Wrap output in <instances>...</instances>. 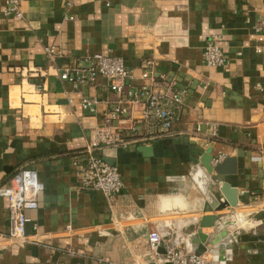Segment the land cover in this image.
<instances>
[{"label": "crops", "instance_id": "crops-1", "mask_svg": "<svg viewBox=\"0 0 264 264\" xmlns=\"http://www.w3.org/2000/svg\"><path fill=\"white\" fill-rule=\"evenodd\" d=\"M6 6L0 0V185L28 166L44 188L26 211L24 242L9 238L0 196V264H166L148 249L150 229L189 252L206 234L201 254L211 264H264V27L255 32L264 0H20L22 18ZM214 37L224 67L201 61ZM47 47L62 55L49 59ZM95 53L122 58L136 84L141 61L154 59L189 91L173 135L95 153L120 172L123 187L111 198L81 189L74 162L116 95L103 78L79 87L59 78ZM83 96L97 99L95 113L82 108ZM207 152L224 156L208 194L226 202L219 186L228 183L235 207L215 210L205 197L202 211L188 210L191 176ZM177 196L184 209L165 210ZM209 215L214 225L201 228Z\"/></svg>", "mask_w": 264, "mask_h": 264}, {"label": "built area", "instance_id": "built-area-1", "mask_svg": "<svg viewBox=\"0 0 264 264\" xmlns=\"http://www.w3.org/2000/svg\"><path fill=\"white\" fill-rule=\"evenodd\" d=\"M5 13L22 18L20 0H7ZM262 27L264 21L256 26L255 32L258 34ZM217 41V37H214L204 46L201 54L203 64L210 67H224L227 64V56ZM45 51L51 60L62 55L54 47H47ZM140 65L139 84L133 82L132 70L122 58L99 53L83 56L79 62L65 66L59 74L61 80L75 87L96 86L98 80L103 78L108 82V89L116 95L103 111L102 122L94 128L81 164L74 162L83 190L101 192L111 198L123 187L118 167L105 161L96 152L109 148L124 149L134 143L173 135V126L185 108L189 91L186 87H179V80L174 74L159 72L158 63L154 59L145 58ZM97 104L94 97L83 96L81 100L82 108L91 113L97 111ZM210 134L216 135L214 126ZM223 157L219 155L212 158V166L220 163ZM43 188L37 172L28 166L17 168L8 182L0 185V196L8 202L10 239L18 242L27 240L26 226L29 219L26 211L38 207V196ZM161 245H164L163 257L168 264H211L204 254L197 255L180 246L166 243L156 229H150L147 236L148 249L157 253ZM130 264L146 263L133 260Z\"/></svg>", "mask_w": 264, "mask_h": 264}, {"label": "water", "instance_id": "water-1", "mask_svg": "<svg viewBox=\"0 0 264 264\" xmlns=\"http://www.w3.org/2000/svg\"><path fill=\"white\" fill-rule=\"evenodd\" d=\"M105 161H107L110 164H113L109 159L104 158ZM212 156L207 152L203 158H202V166L197 165L196 169L193 171V174L191 176V179L193 181V186L191 187V190L186 197V200L188 202V210L189 211H202L205 208V197L207 204L210 205V207L214 208L215 210L221 209L223 207H226L227 205L230 207H235L239 201L237 190L231 188V186L228 183H223L219 186L220 192L223 194L224 198L226 199V202L219 203L218 198L215 197L212 193L208 194V191L212 188V180L208 176L212 170L213 166L211 164ZM204 166V167H203ZM216 169L220 170L221 166H216ZM165 202H168L169 207H165V210H183L186 206L187 202L185 199H183L181 196H177V198H171L168 200H165ZM172 204V205H171ZM217 216L215 215H209V216H203L200 219L199 226L201 228L204 227H212L217 220ZM164 237V235H162ZM198 236L200 239L199 246L194 249L195 254L199 255L202 252L206 250V247L204 243L207 241V235L203 234L201 232H198ZM221 246H218V248ZM157 253L163 254L165 253V248H159L157 249ZM166 264H168L166 262Z\"/></svg>", "mask_w": 264, "mask_h": 264}]
</instances>
